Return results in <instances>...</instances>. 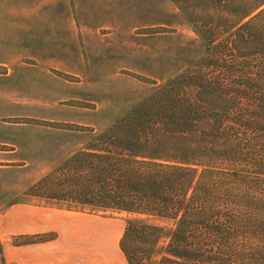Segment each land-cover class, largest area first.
I'll use <instances>...</instances> for the list:
<instances>
[{
  "label": "trees",
  "instance_id": "1",
  "mask_svg": "<svg viewBox=\"0 0 264 264\" xmlns=\"http://www.w3.org/2000/svg\"><path fill=\"white\" fill-rule=\"evenodd\" d=\"M173 2L205 52L28 193L173 220L157 264H264V0ZM163 232L129 221L128 263Z\"/></svg>",
  "mask_w": 264,
  "mask_h": 264
},
{
  "label": "rangeland",
  "instance_id": "2",
  "mask_svg": "<svg viewBox=\"0 0 264 264\" xmlns=\"http://www.w3.org/2000/svg\"><path fill=\"white\" fill-rule=\"evenodd\" d=\"M205 49L173 0H0V264L113 255L129 221L158 263L173 220L28 191Z\"/></svg>",
  "mask_w": 264,
  "mask_h": 264
},
{
  "label": "crops",
  "instance_id": "3",
  "mask_svg": "<svg viewBox=\"0 0 264 264\" xmlns=\"http://www.w3.org/2000/svg\"><path fill=\"white\" fill-rule=\"evenodd\" d=\"M120 240L121 238L118 240V243L116 245H113V249H114V253L113 255H107L105 256V254L101 257V258H91V259H86L85 257L82 258V256L80 255H75V256H69L68 255H64L65 257L58 259L57 261H54L51 257L48 261V264H129L127 261V258L125 256V254L123 253V251L121 250L120 247ZM66 243H69V241H65ZM54 243L52 241H49L47 243L44 244H33L30 245V247H33V249L37 250L38 247H41V245H50ZM69 246H67L66 248H68ZM42 248V247H41ZM46 248H44L43 251H45ZM101 260H103V262H101Z\"/></svg>",
  "mask_w": 264,
  "mask_h": 264
}]
</instances>
